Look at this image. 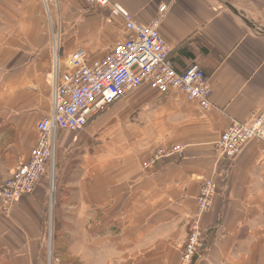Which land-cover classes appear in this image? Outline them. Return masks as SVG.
<instances>
[{
    "label": "crops",
    "instance_id": "0c3cea01",
    "mask_svg": "<svg viewBox=\"0 0 264 264\" xmlns=\"http://www.w3.org/2000/svg\"><path fill=\"white\" fill-rule=\"evenodd\" d=\"M110 2L139 24L159 20L175 70L199 66L213 109L143 86L120 100L124 114L110 105L82 133L59 134L57 190L68 202L57 197L55 213L69 226L60 228L68 255L79 264H178L201 182L212 178L218 192L200 219L205 249L195 264H264V144H247L232 163L216 149L231 122L264 114V0ZM125 37L122 19L84 0H0V185L27 162L50 113L53 41L61 62L83 50L92 64ZM174 146L181 159L148 165L157 148ZM46 179L9 206L0 200V264H45Z\"/></svg>",
    "mask_w": 264,
    "mask_h": 264
},
{
    "label": "built area",
    "instance_id": "2783aa9c",
    "mask_svg": "<svg viewBox=\"0 0 264 264\" xmlns=\"http://www.w3.org/2000/svg\"><path fill=\"white\" fill-rule=\"evenodd\" d=\"M84 2L91 9L107 8L112 17L122 19L126 37L117 42L108 55L92 64H87L83 50H77L61 62L59 38L55 40L50 64V113L36 125L37 141L27 162L0 185V200L6 206L32 195L46 173L50 174L52 185L60 133L82 132L107 106L143 86L161 95L180 93L204 114L213 109L211 88L199 66L192 65L181 73L175 70L170 50L158 31L159 20L142 25L110 0ZM165 11L166 6H161L159 13ZM251 142L264 144V114H254L244 123L231 122L221 133L216 149L221 159L232 163ZM182 152L181 146L157 148L148 165L181 159ZM217 192L214 179L202 180L196 198L195 220L181 249L178 264H195L205 249L200 219L212 207Z\"/></svg>",
    "mask_w": 264,
    "mask_h": 264
},
{
    "label": "rangeland",
    "instance_id": "374dc122",
    "mask_svg": "<svg viewBox=\"0 0 264 264\" xmlns=\"http://www.w3.org/2000/svg\"><path fill=\"white\" fill-rule=\"evenodd\" d=\"M48 25H49V23H48ZM53 44H55L54 41H53ZM123 107L124 106L122 104V101H119V102H117V103H115L109 107V109L112 110L109 112H111L113 115L124 114L125 108H123ZM101 138H103V137H101ZM106 141H107L106 139H103V140L100 139L98 141L97 145L105 146ZM61 144L62 143H60V141H59L58 147H57L58 153L56 152V158H55L56 168L59 166L60 159H61L60 152H59L61 150L60 149ZM74 158H75L74 155L72 157H70V161L66 165V167L69 170L70 169L72 170L74 168V166H76L77 162L75 161ZM45 177L47 178L46 180H48V182H49L48 199H47V203H46V210H47V214H46V247H47V251H46L45 264H79L77 261H75V259L73 257L68 255V251L66 248V246L68 245V242H67L68 240L65 239V241H63V239H61L62 240L61 242L59 241V243L54 245V238L56 235H58L60 233V228L63 227L62 232L69 230L68 225L66 227L60 226V222L58 221L59 218L57 217V213H55L57 197H59L61 199V202L66 204L68 202V194L64 193L63 195H59V193L61 194V192H59V190H57V188H58L57 187L58 176H57L56 170H54V174L52 177V185L50 182V180H51L50 174L46 173V175L43 178H45ZM68 179L70 181H73L74 177L68 176ZM50 196H51V202H50ZM63 248H65V251L62 250ZM60 250H62L63 252H61Z\"/></svg>",
    "mask_w": 264,
    "mask_h": 264
},
{
    "label": "trees",
    "instance_id": "16d2710c",
    "mask_svg": "<svg viewBox=\"0 0 264 264\" xmlns=\"http://www.w3.org/2000/svg\"><path fill=\"white\" fill-rule=\"evenodd\" d=\"M61 239H63V241H65L66 238H63L61 236V234L56 235L54 238V245L59 243V241L61 242L62 241ZM62 250L65 251V248H63ZM62 250H60V251L63 252Z\"/></svg>",
    "mask_w": 264,
    "mask_h": 264
},
{
    "label": "water",
    "instance_id": "95a60500",
    "mask_svg": "<svg viewBox=\"0 0 264 264\" xmlns=\"http://www.w3.org/2000/svg\"><path fill=\"white\" fill-rule=\"evenodd\" d=\"M227 8L230 9L237 17H239V18L242 17L239 13H237L235 10H233V8H231L229 6H227ZM249 27L252 28V29H254V30H256V31H258V32H263V30H259V29L255 28L253 26H250L249 25Z\"/></svg>",
    "mask_w": 264,
    "mask_h": 264
}]
</instances>
